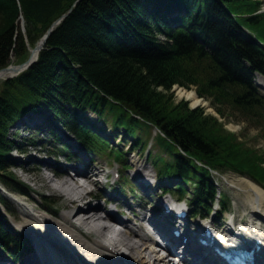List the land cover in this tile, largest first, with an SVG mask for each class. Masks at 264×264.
Masks as SVG:
<instances>
[{
    "label": "trees",
    "instance_id": "obj_1",
    "mask_svg": "<svg viewBox=\"0 0 264 264\" xmlns=\"http://www.w3.org/2000/svg\"><path fill=\"white\" fill-rule=\"evenodd\" d=\"M175 6L187 13L168 21L162 11ZM259 6L257 0H0V69L12 58L24 62L72 9L38 60L16 78L2 80L0 173L11 163L9 128L41 107L91 150L106 151L107 140L91 130L89 112L134 138L138 130L156 126V146L169 158H150L161 175L195 182L200 206L215 197L208 168L248 173L264 184V148L225 127L244 122L264 137V97L252 83L255 71L264 74V47L253 39L264 41V13L255 14ZM175 84L195 88L220 117L176 99ZM137 140L145 151L148 140ZM11 245L16 252L28 250L8 231L0 211V246Z\"/></svg>",
    "mask_w": 264,
    "mask_h": 264
},
{
    "label": "rangeland",
    "instance_id": "obj_2",
    "mask_svg": "<svg viewBox=\"0 0 264 264\" xmlns=\"http://www.w3.org/2000/svg\"><path fill=\"white\" fill-rule=\"evenodd\" d=\"M263 4H264V0H263ZM263 8H264V5H263ZM29 57L22 63H17L16 59L12 58L11 64H17V65L23 64L29 59ZM2 80L3 79H0V87L2 86ZM176 85L177 84H175L171 90L172 92H174L176 99L178 100L188 99L190 102V107H194L196 104L195 105L192 104V99H189L185 96L180 95L179 90L181 88H179ZM159 90H162V89H159ZM187 91H193L195 93L194 88L187 89ZM204 99H202L200 104L206 108V112L214 113L215 111L210 106V101L207 99L205 100ZM92 118L94 119V117ZM99 125H101L102 128L104 127L105 134L108 135L109 138L113 139L111 140L112 143H114L115 145H118L120 143L121 144L120 150H126L127 152L126 154L129 156V162L135 163V165H137V168L132 167L131 170H129L128 172H126L125 168L121 165L122 173L124 175H127L128 173H130L132 176H134V175H137V173L143 169L147 174H149L148 177L150 178H148V180L150 182L154 180L155 182L156 181V173H155L156 170L153 168L151 163H149L151 161L148 162V156L150 155V153L148 152L147 154H145L139 149H137V147L136 149H134L133 147L135 143L133 142L132 144L130 139H129V142H127L126 145L123 146V144L125 143L121 136L118 137V140H114L116 133L113 131V129L111 128L109 124L105 123L102 125V122H101ZM226 128L233 132H237V133L242 132L241 134L242 138L244 140H247L249 144L257 145L258 147L263 148L264 140L262 138H259L258 131L254 129L252 126H247L245 125V123H241L237 121V122L228 123ZM66 132L67 131H65L62 128V125L59 123V120L54 119L50 112L46 111L45 109L41 107H39L36 111L23 115L21 118H19L15 122V124L12 127L9 128L8 139L14 143L13 147H11L12 148L11 154H10L11 162L12 161L14 162L15 168L10 169L9 167L6 169V171H2L0 173V194L2 195V197L7 203L8 210L6 208L5 210L3 208V210L7 214H9L8 220L10 221V224L13 228L24 230L26 229L25 227L30 226L33 229L40 230L43 232H47L49 228V223L48 224L43 223V220L41 218H40L41 220L40 219L37 220L39 216L33 215V214H31V216H27V214H24L23 212H21V210L19 209V206L15 202V199H18V200L20 199L21 201L24 200V202L30 201L31 203L29 204L30 206H33L35 209H37L38 207H42V209L44 210V207L46 208L51 207V203H47L44 200H42L41 194L46 193V194H50L53 197L54 204L57 206V208H60V207L62 208V206L64 208L68 205V201L65 198L66 195L63 193H60L59 188H55L60 183H56L53 180H52L53 182L50 181V176H51L50 170L43 169L46 167H53L55 169H60V168H63L64 166L69 167L65 163L63 167L62 166L59 167V161L60 162L64 161L66 158L59 157L57 159L58 165H56V162L54 163L53 156H50L52 152H59V150H61L59 149L60 145H57V143L59 142V139H57L58 137L65 140V143L67 142L71 145L74 144L72 150L73 151L75 150L74 152H75L76 157L82 158L84 154L86 153L83 147H81L79 143H77L76 140ZM19 144H22L21 146L26 152L21 153L20 150L18 151L16 149V146L18 147ZM122 147H124V149H121ZM62 150L64 149L62 148ZM65 154H67V152H65ZM83 162L84 163L87 162L88 165L90 164L92 167H97L100 169L108 168L107 172H111L113 165L116 164L115 162L113 163L111 158H108V157H96L94 158V160L93 158L90 159V158L85 157V161L83 159ZM110 164L112 166H110ZM141 172L143 173V171ZM58 173H59V170H58ZM12 175L14 177L13 179L10 178ZM8 178L10 180H14L16 182H23L31 186V190L29 192L30 196L27 197L28 199L22 196L21 194H19L16 190H12L13 188L6 186L5 184L1 182V181H4L3 179H8ZM65 178L66 176H64L62 181L65 180ZM221 178L222 180L220 181V185L221 187L225 189V191L227 192V194L229 195L233 203L232 210H233V216L235 217V223L247 222L250 219V217H252L253 220H256V216H253V213L250 211V209L244 207V202H243L244 197H245V201L247 199L246 193L247 191H249L248 186L251 183H254L251 181L252 179L249 178L248 176H242V175H239L233 172H229L228 174H226L225 176H222ZM80 181L83 182V180H80ZM254 184L257 185L256 183ZM87 188L88 189L93 188L94 194L100 196L101 198L105 197L104 196L105 191L103 189L104 187L100 182H97V184L95 185L91 184ZM153 188H156V187H153ZM154 191L155 192L146 190V193L144 191L140 192V195L142 196L148 195V194H151V195L144 196L143 203H140L144 207L140 208L139 205L133 206L134 208L139 209L138 216L136 214L135 219H133L131 222H127L128 224H131V225L139 224L142 228L140 229L139 233H141V231L143 230V225L144 227L146 225H149L147 223V219H145V216L147 215V213L150 219L152 218L151 215H154L155 213L157 214V210L159 207H157L156 205L157 203H159V200L154 201L152 197H157V195H160L162 190L158 187ZM8 194H10L12 198L9 197ZM247 206L250 207L248 203H247ZM128 209L129 207L125 208V210L127 211ZM103 210L105 211L111 210V207L106 208L104 206V209H102V212H104ZM226 217L228 218L229 214L226 215ZM207 219L209 221L212 220L218 225L223 223L214 214L207 217ZM63 221L65 222V219ZM192 221L196 224V223H199L201 219L196 218ZM105 223L109 224V222H107L106 220H105ZM249 223H254V222L249 221L247 224L250 225ZM224 225L228 229L229 225L228 224H224ZM116 228L121 232V234L125 230L123 226H120V227L117 226ZM142 232L144 235L147 236L144 230ZM46 237L47 238L50 237V232L48 236ZM91 238L97 239L98 236L94 232L93 234H91ZM125 238H126V235H125ZM0 259L4 263L7 262V264H11L10 260L7 258V254L4 253L1 249H0ZM139 263L142 264V261H140Z\"/></svg>",
    "mask_w": 264,
    "mask_h": 264
},
{
    "label": "bare ground",
    "instance_id": "obj_3",
    "mask_svg": "<svg viewBox=\"0 0 264 264\" xmlns=\"http://www.w3.org/2000/svg\"><path fill=\"white\" fill-rule=\"evenodd\" d=\"M260 82L264 83V79L261 78ZM179 93L192 99L194 105L202 101L193 91L181 88ZM102 172L100 168L89 166L88 170H78L77 177L70 175L60 182L57 188L60 193L67 196L68 205L63 208L64 212L58 213L59 217L46 213L42 207L35 209L29 203L15 199L21 212L27 216L37 215L39 216L37 220L41 218L43 223H49L47 232L40 230L36 232L40 235L35 237L39 256L34 260L30 258L29 264H70L78 261L91 264H124L126 261L133 264H140V261L142 264L163 263L164 259L157 249L149 247L145 238L141 237L137 230L128 228L129 230L121 234L114 227L115 224L122 223L119 218L114 214L102 212L103 204L92 206L90 195L86 190L88 185L93 183L91 174ZM140 174L143 173L140 172ZM79 177L84 179V183L78 179ZM52 180L54 179L50 177V181ZM248 188L246 204L253 208V212L259 219H263L264 189L254 183H251ZM86 205H89L87 210L84 209ZM83 211H85V217L76 219L79 212ZM105 220L111 221V225L105 223ZM249 224L243 226L248 232H261L259 224ZM90 227H93L92 231L97 234V239L90 238L84 233V230ZM236 230L240 231L237 227ZM49 232L50 237L47 238Z\"/></svg>",
    "mask_w": 264,
    "mask_h": 264
},
{
    "label": "water",
    "instance_id": "obj_4",
    "mask_svg": "<svg viewBox=\"0 0 264 264\" xmlns=\"http://www.w3.org/2000/svg\"><path fill=\"white\" fill-rule=\"evenodd\" d=\"M66 16L67 14L62 15L57 21L53 23V25L49 28L45 36L39 41V43L32 50L30 58L25 63L18 65L12 64L8 67L0 69V79L16 77L17 75H19L20 73L31 67L32 64L36 62V60L38 59L40 52L44 49L46 40L54 30L55 26ZM21 20L24 24L25 21L22 15H21Z\"/></svg>",
    "mask_w": 264,
    "mask_h": 264
}]
</instances>
